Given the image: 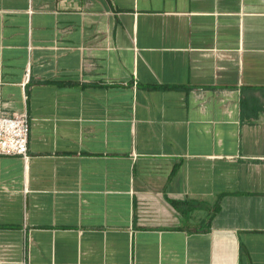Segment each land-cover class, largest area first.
<instances>
[{
    "label": "crops",
    "instance_id": "obj_1",
    "mask_svg": "<svg viewBox=\"0 0 264 264\" xmlns=\"http://www.w3.org/2000/svg\"><path fill=\"white\" fill-rule=\"evenodd\" d=\"M0 264H264V0H0Z\"/></svg>",
    "mask_w": 264,
    "mask_h": 264
},
{
    "label": "built area",
    "instance_id": "obj_2",
    "mask_svg": "<svg viewBox=\"0 0 264 264\" xmlns=\"http://www.w3.org/2000/svg\"><path fill=\"white\" fill-rule=\"evenodd\" d=\"M29 117L25 111L0 114V155L28 159Z\"/></svg>",
    "mask_w": 264,
    "mask_h": 264
}]
</instances>
